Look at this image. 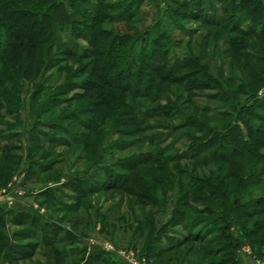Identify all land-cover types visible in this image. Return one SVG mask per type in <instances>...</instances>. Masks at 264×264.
I'll list each match as a JSON object with an SVG mask.
<instances>
[{
	"label": "rangeland",
	"instance_id": "374dc122",
	"mask_svg": "<svg viewBox=\"0 0 264 264\" xmlns=\"http://www.w3.org/2000/svg\"><path fill=\"white\" fill-rule=\"evenodd\" d=\"M63 1L76 22L63 27L58 45H45L49 69L39 82L21 80L20 89L15 88L21 119L17 112L11 116L5 110L0 122V164L14 171L5 172V179L10 181L0 190L8 191L11 184L15 192L24 194L12 203L7 196L0 198L10 207L24 200L26 204L35 203L31 213L38 214L45 226H58L59 235L57 239L39 230L33 240L19 238L15 235L34 228L30 224L12 225L10 218L4 219L7 225L0 228V236L5 239L0 241V264H56L54 249L68 256L63 264H88L90 255L104 251L103 242L107 240L114 242L121 253L132 251L144 257L147 264H235L236 241L229 236H242L240 229L225 233L223 223L208 218L202 211L205 206L194 199L205 193L190 191L192 184L186 179L190 175L212 177V184L224 182V192L235 196L240 186L231 176L234 168L216 161L195 173L191 167L194 161L190 160L193 153L179 161L172 158L201 145L208 139L206 130L223 133L236 124L237 118H243L250 129L264 132V41L244 36L253 30L260 33L262 26L246 19L233 29L243 14L239 9L223 13L225 30L206 25L190 16L191 0H105L103 4L99 0ZM218 1L197 0L196 5L201 6L196 8L198 14L207 5L209 10L214 9ZM230 2L224 0L223 4ZM184 3L186 7H182ZM217 11L222 15L221 9ZM154 48L160 52L156 61L155 55L148 56ZM170 68L177 72L167 76ZM101 71L103 76L99 77ZM35 90L39 93L32 99ZM257 102L261 103L259 107ZM91 104L98 105L94 111ZM249 109L253 114H247ZM147 114L155 118H147ZM191 119L199 125L190 127ZM235 132H231V138ZM29 136L39 140L33 151L38 164L50 170L29 179L26 175L23 185L14 178L23 158L26 160ZM252 138L253 142L256 138L264 140V134ZM233 145L237 150L245 149L242 143ZM164 149L168 150L161 157L165 170L160 168L164 162L158 166L156 161L158 152ZM212 152L208 150L198 158ZM260 152L264 155V147ZM4 155L10 158L7 162ZM151 157L154 162L147 164ZM132 160L142 162L138 169L145 184H127L128 191L109 189L115 182L122 187L125 177L130 176L126 169ZM235 160L244 166L245 182L252 181L250 174L260 178V184L254 183L242 202L250 203L248 209L256 212L251 219L243 217L244 231L257 229L260 233L251 241L243 239L242 244L253 248L256 256H263L264 247L258 241L264 238V215L257 201L264 199V161L249 156ZM23 165L26 170L27 164ZM186 170L188 174L181 173ZM67 183L76 192L64 185ZM27 187L35 190L33 196H27ZM41 190L51 193L39 194ZM153 197L158 200L155 206ZM212 204L213 209L221 210L216 201ZM175 209H179L177 215ZM149 216L158 224L152 236L146 228ZM168 221L172 225L163 226ZM255 240L258 244L253 247L251 242ZM48 241H54V247L46 245ZM181 242L182 246L161 258L155 252L147 253L153 246L157 250ZM7 243L11 249H6ZM93 247L98 250L91 251ZM105 254V262L100 264H127L125 255Z\"/></svg>",
	"mask_w": 264,
	"mask_h": 264
},
{
	"label": "trees",
	"instance_id": "16d2710c",
	"mask_svg": "<svg viewBox=\"0 0 264 264\" xmlns=\"http://www.w3.org/2000/svg\"><path fill=\"white\" fill-rule=\"evenodd\" d=\"M105 0H99L102 4L104 3ZM197 0H191L193 2L192 4V10H191V15L192 18H195L196 20H202L206 25L209 26H216L219 27L220 29L225 30L226 29V24L224 23V20L222 19L223 13H227L228 10H234V9H239V11L242 14V16H239L237 19V22L235 23L234 28H237L238 25L242 22V20H250L253 22L256 26H262V30L260 33H256L253 31H250L249 34H245L244 36L248 37L249 35H253V37H259L262 41H264V2L263 0H231L229 5L226 3L225 5L223 4L224 0H219L218 3L214 9L209 10V7H205L204 11L202 14H198V11L196 8H200L197 6L196 3ZM178 2V1H177ZM175 2V3H177ZM178 4V3H177ZM195 5V6H194ZM199 5V4H198ZM104 6V5H103ZM133 6V5H132ZM187 5L184 3L182 4V7H186ZM73 7V6H72ZM223 7V8H222ZM69 6L66 5V3L63 0H0V30L2 29V33L0 34V122L4 118V112L5 110L9 111V115L14 116L16 115L15 113L17 112L20 104V97L16 95L17 90L15 88L19 87L20 89V83L22 81H26L28 83H37L39 82V79L42 78V75L44 76L46 70L49 69L47 61V56L49 53L45 52V45H50L56 46L58 45L59 42V34L63 31V27L65 25H72L74 22H76L73 18V14L70 13L69 11ZM110 8V6L106 7ZM217 9L222 10V15L218 14L219 11ZM209 10V12H208ZM77 14L80 15V11L76 10ZM215 12V13H213ZM6 15L3 16L2 15ZM183 17L185 16L182 14ZM98 20V19H97ZM158 24L155 25L154 28H156ZM76 31V30H74ZM154 31V30H153ZM255 33V34H252ZM103 34V33H102ZM16 38L18 41L14 42L13 39ZM22 41V42H21ZM105 39H102L103 45L106 44ZM244 41V39L240 40ZM24 43V44H22ZM92 44V41H90ZM239 44V43H238ZM12 49V50H11ZM114 49V46L113 48ZM111 49V50H112ZM155 49V48H154ZM152 51L151 54L148 56L150 57L152 54L155 55V61L157 58L160 59V52L155 49V51ZM12 51V52H11ZM25 52V56L20 57V53ZM112 52V51H111ZM48 54V55H47ZM148 57V58H149ZM150 62V61H149ZM151 63V62H150ZM3 67V69H1ZM97 74V69L94 66ZM177 72L176 68H170L168 75L174 74ZM103 76V72H100V76ZM166 76V75H165ZM11 86L10 91H14V94H10V91L6 93L5 89L8 86ZM40 85V84H39ZM20 92V91H19ZM33 94L32 99L35 98L37 93H39V90H35ZM147 96H144L146 98ZM148 98V97H147ZM55 100V99H54ZM157 99H155L156 101ZM154 101V100H153ZM256 106L258 107L261 105L260 102H257ZM94 108L91 110L94 111L95 108L98 106L97 104H91ZM248 115L253 114V109H249L247 112ZM10 116V117H11ZM155 115L153 114H147V118H155ZM164 116V114L162 115ZM158 117V116H157ZM164 117L171 118L169 117L168 114H165ZM17 118L20 120V114L17 112ZM199 119V118H198ZM192 121L190 122V127L194 128L198 124L196 119H191ZM185 122H183L184 124ZM52 127H55L54 124H51ZM50 127V128H52ZM91 127V125H90ZM57 128V127H56ZM31 132L33 133L36 132L37 128L36 125L34 128H31ZM236 130L235 136L231 138V132ZM233 130V131H232ZM208 131V139L204 140L201 145L197 147H192L188 148V152L185 154L177 155L173 157V161H179L181 159L187 158L189 156L190 152L193 153L191 155L190 160L194 161L192 167V172H195L199 170L201 166H205L209 163H213L216 161H221L224 163H228L230 166L234 168V171L232 170L231 176L237 180V184L239 187V192L236 193L235 196H231L227 192H224V182L220 181V184H212L211 179L213 180L212 177L209 179L207 178H194L190 176H187V181L190 183V191H193L194 189H197L200 192L205 193L203 196L201 193L199 196H196L195 201L198 200V202H201L202 205L205 206L204 210L208 213L209 217L208 218H217V221L223 223L225 230V233L230 231L232 229H240V233H242V236L240 234L239 237H236L235 235L230 233L229 239L235 240L236 241V246L235 250L237 251L234 254V262L235 264H239L238 258H237V253L239 248L241 247V244L243 242V239H251L253 235H257L260 233L258 232L257 229H253L250 231H244V218L246 219H251L253 218V215L256 214V212H251L248 207L251 206L250 203H245L243 204V200L247 197V191L248 189L256 182L259 183L260 178H256L255 174L252 175L250 174V177H252V181L248 180L245 182L243 174H244V166L241 162H238L235 160V157H243V156H249L254 158L258 162H263L264 161V155L260 152V148L264 147V140H260L259 138H256L255 141L253 142V136L258 137L259 134H264V132L260 130H253L249 128V125L247 122L243 120V118H237V122L233 127L231 126L230 128H227L224 130V134L220 133V131H214V130H206ZM41 137H44V134L41 132H38ZM194 140H198L196 136H193ZM152 140V139H151ZM153 142V140H152ZM80 143H83L80 142ZM240 143H242L245 147L243 150H237V148H234L235 144L236 146H239ZM37 144H39V140L36 138V136H29L28 139V145L25 148V155H26V160L23 158V162L20 165L24 163L27 164V169H26V175L28 178L31 175L35 174H40L44 172V170H50L49 166H43L42 164H38V160H36L34 156V149L37 147ZM11 150H14L13 148L10 147ZM1 150V149H0ZM208 150H213L211 156H206V158L199 159L198 156H200L203 153L208 152ZM168 150H160L158 152L157 156V164H161L164 162L161 160V157H163V154L166 153ZM227 152H231L230 155H227ZM7 155L3 156V159L9 160L10 158H7ZM22 157V156H21ZM26 161V162H25ZM153 158H147V164L153 163ZM171 162V161H169ZM139 161H134L132 160L131 162L127 163V168L126 169L129 173V177H125L123 185L121 187L118 182H115L112 188L109 189H125L124 191H128V186L127 184H138L140 185L144 182V179L142 178V173L140 169H138L141 165ZM134 164L135 166H133ZM163 170L166 169L165 167V162L163 165L160 166ZM11 171L13 174V168H9V166L2 165L0 164V188L6 187L10 180L5 179V172L6 171ZM20 170V169H19ZM18 170V171H19ZM16 172V171H15ZM181 173L188 174V170L183 171ZM263 173V172H262ZM262 175V174H261ZM240 176V177H239ZM215 177V175H214ZM217 177V176H216ZM131 178H133L131 180ZM136 178V179H135ZM171 180L173 179V176H169ZM168 178L166 179L165 177V182L168 181ZM258 181H256V180ZM5 181V182H4ZM250 181V182H249ZM4 182V183H3ZM169 182V181H168ZM5 185H3V184ZM83 186H86L88 183L87 180H83ZM142 184V185H143ZM181 184V183H180ZM180 184H177L179 187ZM260 184V183H259ZM67 188L69 187L72 189V191L76 192L75 189L70 186L69 183L64 184ZM112 185V184H111ZM258 185V184H257ZM110 186V185H108ZM51 189V188H49ZM146 189V188H145ZM50 191V190H49ZM43 192L44 193H51V192ZM198 192H195V195ZM188 194H184L183 196L187 197ZM190 196V195H189ZM47 197V196H46ZM144 200L149 199L148 197H142ZM154 202V206L158 204V200L156 198H152ZM213 201L217 202L218 207L221 209L216 210L213 209ZM257 204L260 207H263V210L261 211L262 215H264V199H259L257 201ZM175 209V215L176 214ZM178 213V212H177ZM180 216H183L181 213ZM11 219V222L9 224L16 225V226H23L26 224H30L34 230H28V233L20 232L18 233L17 237L19 238H26L33 240L36 237V234L40 231H47L48 234L53 235V237L58 239L59 235V229L58 226L53 225H48L45 226V224H42L41 217L38 214L33 215L32 213H20L17 214L11 209H4L0 207V228H4L7 223L3 222L4 219ZM3 220V221H2ZM199 221V220H198ZM197 220H195L196 223H198ZM146 228L149 232V236H152V234H155L156 228H157V223L156 221L154 222L152 220V217L149 216L146 218ZM160 223V222H159ZM195 223H193L194 225ZM165 227L168 225H172L171 221H168L167 223L163 224ZM162 226V227H163ZM179 226V225H177ZM264 230V227L262 226V229ZM33 233V234H31ZM4 237V236H3ZM54 238V239H55ZM5 239L0 236V241ZM194 240H198V237H194ZM169 241V240H168ZM251 241V240H250ZM54 241H48L46 245L48 246H53ZM262 246L264 247V238L262 237L260 241H258ZM256 240L254 242H251L252 246L255 247L256 244H258ZM55 243V242H54ZM183 242L175 245V244H169L168 246L164 248H157L155 250V247H151L148 250V254L154 253L156 257L161 258L165 253H169L171 250H174L176 247L182 246ZM66 244V243H62ZM32 247L34 244H31ZM18 247V246H17ZM54 247V246H53ZM11 249V246H8V243L6 245V249ZM13 250H15L13 248ZM98 250L97 247L91 248V251ZM54 260L56 264H63V260L67 259L68 256L65 253H62L59 250L54 249ZM148 254L146 256L149 258ZM264 254V253H263ZM25 255H28L25 254ZM24 255V256H25ZM31 255V254H30ZM105 251L95 253L93 255H90L88 258L89 263L88 264H100L102 262H105ZM29 256V255H28ZM262 257L261 256H257Z\"/></svg>",
	"mask_w": 264,
	"mask_h": 264
},
{
	"label": "crops",
	"instance_id": "0c3cea01",
	"mask_svg": "<svg viewBox=\"0 0 264 264\" xmlns=\"http://www.w3.org/2000/svg\"><path fill=\"white\" fill-rule=\"evenodd\" d=\"M25 166L22 165L21 169L17 172L18 177H15L14 179H18L19 184L25 185V177H26V170H24ZM16 175V176H17ZM26 179H29L28 176ZM26 187V186H25ZM28 190V187L26 188ZM35 190H28L27 196H33ZM44 190H41L39 194H42ZM37 193V194H38ZM36 206L35 203L33 205L26 204V201L24 202H19L15 203L13 206H8L6 200L0 198V207L4 209H11L15 213L20 214V213H31V209ZM237 258L239 264H264V255L262 257H257L254 252L253 248L246 244H242L241 247L238 250L237 253Z\"/></svg>",
	"mask_w": 264,
	"mask_h": 264
},
{
	"label": "built area",
	"instance_id": "2783aa9c",
	"mask_svg": "<svg viewBox=\"0 0 264 264\" xmlns=\"http://www.w3.org/2000/svg\"><path fill=\"white\" fill-rule=\"evenodd\" d=\"M14 181H18V179H15ZM14 184H16V183H14ZM8 188H9L8 191L6 189L0 190V197L7 196L9 198L8 200L11 201L10 203H12L13 201H17L22 196H24L23 192H20V191L15 192L14 191L15 186H11V184H9ZM103 250L106 252H109V253H119V254L125 255V262L127 264H147V261L144 257H138L132 251H128L125 253L119 252L116 245L114 244V242H112L110 240L103 242ZM121 258L123 259L122 256H121Z\"/></svg>",
	"mask_w": 264,
	"mask_h": 264
}]
</instances>
